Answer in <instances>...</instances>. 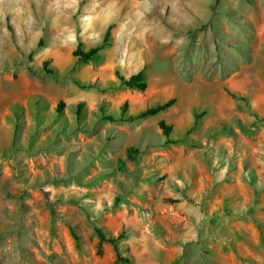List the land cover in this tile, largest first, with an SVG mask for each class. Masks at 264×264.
Wrapping results in <instances>:
<instances>
[{"label":"rangeland","instance_id":"1","mask_svg":"<svg viewBox=\"0 0 264 264\" xmlns=\"http://www.w3.org/2000/svg\"><path fill=\"white\" fill-rule=\"evenodd\" d=\"M96 225L128 264H264V0H0V264H113Z\"/></svg>","mask_w":264,"mask_h":264},{"label":"trees","instance_id":"2","mask_svg":"<svg viewBox=\"0 0 264 264\" xmlns=\"http://www.w3.org/2000/svg\"><path fill=\"white\" fill-rule=\"evenodd\" d=\"M111 28H112V25H109L102 42L96 46H93V47L85 50L82 48L81 43L78 44V46L72 52L73 56H75L77 58L78 63H90V62L96 61L98 59L100 51L109 45ZM44 64H47V61H45ZM48 72L53 73V71L50 69H48ZM116 76L119 80V83H116V82L111 83V88H113V89H119L122 87H126L128 89H134V90H137L139 92H144V91H146V89L148 87L145 72L143 70H139V71L131 74L128 77L121 74L119 72V70H116ZM76 82H78V81H76ZM78 84L81 85L80 82H78ZM94 85L95 84H83L82 86H84L85 88L86 87L88 88V87H93ZM101 90L103 91V89H101ZM175 102H176V97H171L170 99H168L164 103L156 104L153 106H148L146 109H144L143 111H141L137 115H129L125 118H121V117L117 118L116 116H114L112 114H108V115H104V117L107 119L113 120V121H116L118 119L119 120H125V121H132V120H136L139 118H145V117H149L152 115H156V114L170 108ZM62 105H63L62 102H59L57 104L56 108L58 111L61 110ZM83 106H84L83 101H81L77 105V116L78 117L81 116ZM104 108L105 107L102 104L101 109L104 110ZM127 108H128V104H127V102H124L122 105L123 111H126ZM158 124H159V127L163 130L164 134L169 136V134L172 131V127L170 125L166 124V122L164 120H160ZM139 152H140V150L137 147L130 146L127 149V157L135 160L136 154H138ZM249 181L251 182L252 185H254V174H251ZM225 211H226V215L231 216V211H229V210H225ZM95 231L99 237V248H101L102 243L105 241H108V242L113 244V246L116 250V253H117V259L113 262V264H128L130 262V260H131L130 256L129 255L124 256L122 254L119 243H118V241L121 238L125 237V234L120 233L119 235L114 236V237H107L104 230L101 229L100 227H98L97 225L95 226ZM73 235L75 236L76 240L78 241L79 240L78 236L75 233H73Z\"/></svg>","mask_w":264,"mask_h":264},{"label":"bare ground","instance_id":"3","mask_svg":"<svg viewBox=\"0 0 264 264\" xmlns=\"http://www.w3.org/2000/svg\"><path fill=\"white\" fill-rule=\"evenodd\" d=\"M109 3H112V2L110 1ZM113 3H114V2H113ZM114 4H115V3H114ZM114 4H113V5H114ZM109 5H112V4H109ZM115 7H117V6H115ZM113 9H114V8H113ZM114 10H115V9H114ZM93 21H94V20H93Z\"/></svg>","mask_w":264,"mask_h":264}]
</instances>
